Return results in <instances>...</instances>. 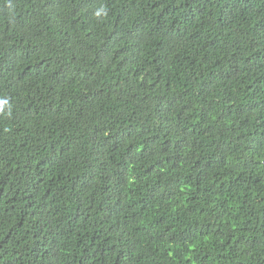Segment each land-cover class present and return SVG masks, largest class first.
Segmentation results:
<instances>
[{"label": "trees", "instance_id": "1", "mask_svg": "<svg viewBox=\"0 0 264 264\" xmlns=\"http://www.w3.org/2000/svg\"><path fill=\"white\" fill-rule=\"evenodd\" d=\"M0 264H264V0H0Z\"/></svg>", "mask_w": 264, "mask_h": 264}]
</instances>
